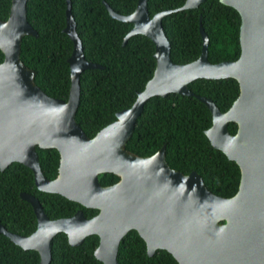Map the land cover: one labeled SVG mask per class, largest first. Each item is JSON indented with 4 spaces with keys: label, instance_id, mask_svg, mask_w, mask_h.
I'll list each match as a JSON object with an SVG mask.
<instances>
[{
    "label": "water",
    "instance_id": "1",
    "mask_svg": "<svg viewBox=\"0 0 264 264\" xmlns=\"http://www.w3.org/2000/svg\"><path fill=\"white\" fill-rule=\"evenodd\" d=\"M202 1L184 0L176 9L150 18L146 0H137L128 15H119L103 3L110 18L131 24L121 46L134 35L151 41L154 69L133 105L116 113L114 122L88 138L75 120L79 74L101 67L82 54L69 0H65L62 29L72 43L66 59L70 80L66 100L46 95L33 83V71L19 60L21 37L36 36V32L26 21V0H10L8 16L0 20V170L13 161L21 162L32 170L39 190L59 193L84 208L98 210L90 219L81 210L50 219L37 197L20 192L34 211L36 228L29 235H19L0 224V233L23 249L36 250L38 264H49L51 241L58 232H64L73 247L96 235L95 258L101 264H119L118 247L130 230L144 241L148 256L165 250L178 264H264V0H219L234 8L240 18V51L235 60H207L208 39L199 17L198 56L174 64L161 19L179 9L195 8ZM226 77L236 80L238 96L224 112L210 98L186 87L196 78ZM169 93L193 96L209 109L211 125L205 135L240 168L233 196L211 192L196 171L184 175L170 169L164 146L150 157L125 150L147 100ZM230 121L237 124L234 134L227 129ZM36 146L58 151L55 178L42 173ZM104 173L118 176L119 181L102 187L98 176Z\"/></svg>",
    "mask_w": 264,
    "mask_h": 264
},
{
    "label": "trees",
    "instance_id": "2",
    "mask_svg": "<svg viewBox=\"0 0 264 264\" xmlns=\"http://www.w3.org/2000/svg\"><path fill=\"white\" fill-rule=\"evenodd\" d=\"M137 0H69L74 29L87 61L101 69H84L79 74L78 107L75 120L88 138L116 120V113L130 108L136 93L142 91L154 69L153 44L142 35L122 39L131 24L109 17L103 3L119 15L130 14ZM184 0H146L147 14L152 17L163 10H174ZM10 0H0V20L8 16ZM65 0H26L25 17L36 36L20 39L19 60L33 71V83L46 95L66 100L69 68L66 61L72 43L63 32ZM207 36L206 57L210 63L235 60L240 51L237 11L219 0H203L195 8L176 10L161 19L163 34L169 44V59L182 65L200 52L198 19ZM3 55L0 51V61ZM196 95L210 98L220 111H226L237 98L238 84L231 77L196 78L187 83ZM211 125L209 109L197 98L174 93L147 100L138 117L125 150L139 157H150L165 147V162L170 169L188 175L197 172L205 186L222 197L233 196L239 186L240 168L222 151L214 148L204 131ZM231 134L237 130L227 123ZM39 165L48 179L58 173L59 153L55 148L36 146ZM102 187L119 181L112 173L98 176ZM28 192L40 201L50 219L69 217L81 210L90 219L98 210L84 208L59 193L39 190L32 170L13 161L0 170V224L8 231L29 235L36 228L31 205L21 199ZM99 239L87 236L79 246H71L64 232L51 241L49 264H101L94 251ZM119 264H178L165 250L148 256L146 245L136 231L130 230L121 240ZM34 249H23L0 233V264H38Z\"/></svg>",
    "mask_w": 264,
    "mask_h": 264
}]
</instances>
